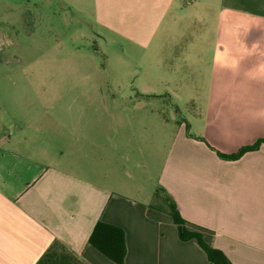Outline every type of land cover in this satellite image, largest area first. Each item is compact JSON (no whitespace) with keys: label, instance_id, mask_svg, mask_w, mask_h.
<instances>
[{"label":"crops","instance_id":"obj_1","mask_svg":"<svg viewBox=\"0 0 264 264\" xmlns=\"http://www.w3.org/2000/svg\"><path fill=\"white\" fill-rule=\"evenodd\" d=\"M222 1L214 47L195 54L209 60L204 85L189 93L203 101L201 119L188 122L192 135L234 154L264 139V0ZM108 100L103 111L69 107L61 123L38 119L0 135V264H36L54 241L88 264H116L89 243L98 222L125 232L124 264H212L196 241L180 240L171 216L125 199L147 187L128 168H147L164 127L133 125L116 95ZM168 138L159 189L233 264H264V143L224 161L183 122Z\"/></svg>","mask_w":264,"mask_h":264},{"label":"rangeland","instance_id":"obj_2","mask_svg":"<svg viewBox=\"0 0 264 264\" xmlns=\"http://www.w3.org/2000/svg\"><path fill=\"white\" fill-rule=\"evenodd\" d=\"M222 2L0 0V135L14 136L17 124L38 119L61 123L60 111L69 107L103 111V97L112 103L116 95L125 121L163 126L165 135L142 173L128 168L147 187L125 199L169 219L158 186L168 136L179 122L197 126L201 119L195 112L203 101L189 93L208 76L210 30ZM205 50L207 64L195 56Z\"/></svg>","mask_w":264,"mask_h":264},{"label":"trees","instance_id":"obj_3","mask_svg":"<svg viewBox=\"0 0 264 264\" xmlns=\"http://www.w3.org/2000/svg\"><path fill=\"white\" fill-rule=\"evenodd\" d=\"M186 121V120H185ZM186 125V134L189 138L205 142L217 156L224 161H235L240 159L248 152L256 151L264 143V139H259L252 145L244 146L234 154H225L210 146L202 137H196L190 133L189 123ZM169 215L178 228L180 240L184 242L196 241L202 250L206 253L208 260L212 264H233L223 251L210 245L204 237V231L201 228L190 229L188 222L182 217L176 201L167 196ZM90 245L96 248L108 259L116 264H124L127 247L125 232L114 225L98 222L89 239ZM36 264H88L78 257L74 252L68 249L63 243L54 241L50 248L44 253Z\"/></svg>","mask_w":264,"mask_h":264}]
</instances>
